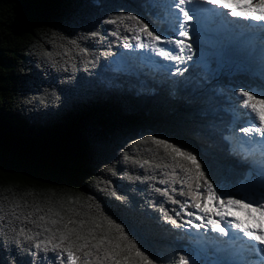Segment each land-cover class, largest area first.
Listing matches in <instances>:
<instances>
[{
  "label": "trees",
  "instance_id": "1",
  "mask_svg": "<svg viewBox=\"0 0 264 264\" xmlns=\"http://www.w3.org/2000/svg\"><path fill=\"white\" fill-rule=\"evenodd\" d=\"M150 1L0 0V205L14 201L45 211L63 205L62 214L73 208L107 215L171 264L192 246L188 219L186 212L176 217L179 206L155 191L166 187L159 183L165 169L155 167L163 153L141 138L187 145L210 162L214 183L240 189L247 168L222 141L231 121L226 110L235 106V88L260 90L263 82L242 67L217 76L196 68L187 83L155 79L150 94L139 91V79L111 68L127 50L123 37L136 43L125 27L131 25L105 21L130 11L154 28L161 6L148 8ZM160 25L158 33L167 34ZM161 205L181 227L164 218ZM12 235L0 230V264H59L51 250L37 251L23 237L17 247Z\"/></svg>",
  "mask_w": 264,
  "mask_h": 264
},
{
  "label": "snow or ice",
  "instance_id": "2",
  "mask_svg": "<svg viewBox=\"0 0 264 264\" xmlns=\"http://www.w3.org/2000/svg\"><path fill=\"white\" fill-rule=\"evenodd\" d=\"M146 6L151 8L153 5L147 3ZM166 8L170 17L167 34L158 33L139 14L130 11L120 12L105 22H129L131 26L126 24L125 27L133 33L131 39L136 43H129V37L125 35L123 47L150 50L164 60L174 61L169 67L170 74L183 77L188 70L186 62L193 61L195 55L193 43H200L199 22L202 16L223 17L228 24L247 29V33L233 31L226 36L209 37V42L217 44L223 40L224 51L244 53L250 60L258 59L264 76V0H168ZM194 20L197 22L195 25L191 23ZM190 28L195 29L196 40L193 42H189L192 35ZM256 29L260 30L258 37ZM117 34V31L111 33L112 36ZM89 35L96 37L99 33L92 31ZM69 42L76 45L75 39ZM162 44L173 47L166 50ZM87 51L80 48L82 53L87 54ZM45 55L51 56L52 53L45 52ZM205 55L201 50L202 60ZM233 95L238 112L247 117L246 126L238 129L242 134L238 137L240 159L248 166L244 179L239 183L243 186L247 182L251 195L236 198L234 192L239 189L227 192L223 182L214 183L209 178L210 162L203 155L198 158L197 152L187 145L156 135L141 138V143L150 142L154 146L150 149L154 153H163L159 157L161 163L155 167L165 169L162 175L166 179H161L159 183L166 187L156 188L155 191L179 206V210L173 209L176 217L186 212L188 217L194 216L200 221H186L190 228L198 230L197 235L191 238L192 246L173 259L171 264H264V85L260 90L239 86L233 90ZM128 159L125 154L124 160ZM144 164L148 161H144L141 167ZM177 184L181 185L179 189L173 187ZM111 194L118 200L123 199L115 191ZM173 194L185 199H177ZM189 205L200 214L186 211ZM29 207L31 211L27 210ZM60 209L49 204L45 211L39 205H21L14 201L0 205V230L5 236L12 233L11 240L17 247L21 244L20 237H23L37 251L51 250L55 254L53 259L59 264H162L161 258L151 255L143 244L138 246L137 239L125 231L122 223L103 214L97 217L73 208L62 214L63 205ZM159 211L172 225L182 226L162 205ZM237 213H244V216ZM202 228L205 230L203 236L199 234ZM36 254L31 253L33 256Z\"/></svg>",
  "mask_w": 264,
  "mask_h": 264
},
{
  "label": "rangeland",
  "instance_id": "3",
  "mask_svg": "<svg viewBox=\"0 0 264 264\" xmlns=\"http://www.w3.org/2000/svg\"><path fill=\"white\" fill-rule=\"evenodd\" d=\"M168 0H151L150 3L153 5L152 7L161 6V10H159L158 14L160 13V19L159 23L163 25L164 32L170 31V17L168 16L166 4ZM216 22V17L209 14V18L206 21V24L201 27L200 31L202 32V36L200 38V43L196 44L193 43V52L195 55L193 56V61H196L194 64L193 61L186 62L188 70L184 73L183 77L180 76H172L169 71V67L173 65L175 62L170 60H163V63H156L153 64L148 58L151 55L150 50L145 49H139V48H130L125 50L124 55H121L119 57H116L115 60L112 61L111 68L114 72L121 75H132L135 78L140 80L139 83V91L144 92L146 94L151 93L150 87H148V83H153L152 80H155L156 82L160 80H172V79H178L183 83H187L190 77V73L192 70H195L196 68H199L201 71L210 73L214 75H218L220 72H229L233 71L236 68H244L248 73H250L252 76L256 77L257 79L261 80L263 83L258 84L259 87L264 85V76L261 74L260 65L259 64H253L250 62V59L247 58V56L244 53H233V52H225L221 53L218 48L224 45L223 40H220L217 44H211L209 42V37L212 35H216L217 37H222L227 35V31L224 30H218V26L214 27V24ZM217 23V22H216ZM160 24L157 26H154L157 31L160 28ZM193 25L196 24V21L192 22ZM220 26V25H219ZM232 26V27H231ZM234 26L229 25V28L232 29ZM216 28V30H215ZM236 28V27H235ZM194 28H190L191 40L189 42H193L196 40V36L194 34ZM214 30V31H213ZM163 47L166 48V50L171 49L172 46L170 45H164ZM203 50L205 52V56L203 60L200 57V51ZM205 64L207 65V68H205ZM147 67H145V66ZM214 65L216 67H214ZM185 65H181V67H184ZM241 68V69H242ZM174 70V69H173ZM142 73V75H140ZM160 79V80H159ZM150 82H147L149 81ZM258 90V89H257ZM234 107H230L226 110V112L229 113L231 117V121L228 123L226 127V133L222 137V141L225 143L226 150L230 153L229 147H231L228 144V140L233 138L234 136L238 137L242 136L241 133H239V125L245 126V121L247 120V117L244 116L242 113L238 112L236 103L234 104ZM225 137L229 139H225ZM239 142V140H238ZM228 144V145H227ZM236 146V147H235ZM237 152V154H236ZM231 153L235 157L240 159V147L238 145L232 144ZM244 163L243 161H241ZM245 164V163H244ZM246 168L248 169V166L246 165ZM226 191V190H225ZM228 192V191H227ZM236 198H240L244 195H251V192L247 190V182L243 186H240L239 191H236L235 193ZM189 211L197 212V214H200L196 209L191 208L189 205ZM237 215L244 216V213H237ZM254 215H259L258 213H254ZM187 219H192L193 223H200V221H197L195 217H188ZM186 231L191 234V237L197 235L196 229L190 228L189 225L186 227ZM210 233V229L208 230ZM199 234L203 236L205 234V230L202 228L199 230Z\"/></svg>",
  "mask_w": 264,
  "mask_h": 264
},
{
  "label": "bare ground",
  "instance_id": "4",
  "mask_svg": "<svg viewBox=\"0 0 264 264\" xmlns=\"http://www.w3.org/2000/svg\"><path fill=\"white\" fill-rule=\"evenodd\" d=\"M203 18H209V14H205V15H203ZM200 24H201V20H200V22H199ZM229 25L230 24H224V26L223 25H220V26H218V28H217V31L219 30H222L223 28H224V30H226L228 33H227V35H229V34H231L233 31H244L245 33H247V29H244V28H242V27H236V26H234L232 29H230L229 28ZM232 27V26H231ZM236 27V28H235ZM215 30H216V28H215ZM214 31V30H213ZM259 32H260V30L259 29H256L255 30V33H256V36L258 37L259 36ZM203 34H202V32H201V36H202ZM216 36V35H215ZM217 37V36H216ZM224 42V41H223ZM258 45H259V40L257 39L256 40V46H257V48H258ZM173 47V46H172ZM153 64H156V63H163V58L162 57H160V56H158V55H156L155 53H152L151 52V55H150V57L148 58ZM173 62V61H172ZM250 62L251 63H253V64H259V60L258 59H256V60H250ZM145 66V65H144ZM145 67H147V66H145ZM227 139H229V138H227ZM234 143V145L235 144H239L240 142H238V140H237V136H234L233 138H231V139H229L228 140V144L231 146V147H229V149L231 150V148H232V144ZM227 144V145H228ZM256 198H258V197H256Z\"/></svg>",
  "mask_w": 264,
  "mask_h": 264
},
{
  "label": "water",
  "instance_id": "5",
  "mask_svg": "<svg viewBox=\"0 0 264 264\" xmlns=\"http://www.w3.org/2000/svg\"><path fill=\"white\" fill-rule=\"evenodd\" d=\"M222 53V52H221ZM247 171H248V169H247Z\"/></svg>",
  "mask_w": 264,
  "mask_h": 264
}]
</instances>
